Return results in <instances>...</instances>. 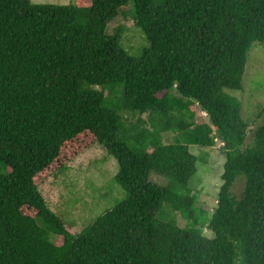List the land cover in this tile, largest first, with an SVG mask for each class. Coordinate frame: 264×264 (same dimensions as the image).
<instances>
[{
    "label": "trees",
    "instance_id": "obj_1",
    "mask_svg": "<svg viewBox=\"0 0 264 264\" xmlns=\"http://www.w3.org/2000/svg\"><path fill=\"white\" fill-rule=\"evenodd\" d=\"M129 1L150 42L137 54L108 31ZM254 41L264 0H0V264H264V122L226 91L243 88ZM216 141L209 209L190 145ZM95 142L128 195L72 231L39 185Z\"/></svg>",
    "mask_w": 264,
    "mask_h": 264
},
{
    "label": "rangeland",
    "instance_id": "obj_2",
    "mask_svg": "<svg viewBox=\"0 0 264 264\" xmlns=\"http://www.w3.org/2000/svg\"><path fill=\"white\" fill-rule=\"evenodd\" d=\"M34 2L68 3L75 0H32ZM133 3L129 1L108 24V31L119 30L122 43L131 54H137L150 42L141 27L135 25L132 14ZM242 89L226 88V91L239 97L243 103V115L253 126L264 122V44L254 41L249 51ZM126 113V112H125ZM126 116L131 115L126 113ZM146 115V114H145ZM200 119L207 118L200 111ZM175 132L165 133L172 141ZM220 142L211 147L191 144L194 153H199L197 170L190 177L189 184L194 191L199 190L198 200L211 209L222 183L225 155L219 150ZM208 152V153H207ZM118 171L117 159L98 142L93 143L72 160L66 167L52 173L40 183L39 189L47 204L65 221L72 231H80L89 226L99 215L124 199L128 192L115 180ZM151 179L166 184L167 177L153 172ZM242 182L234 185L237 193L241 192ZM177 213V212H176ZM170 203H165L160 211L162 218H171ZM178 223L186 220L177 213ZM205 231L208 233V230Z\"/></svg>",
    "mask_w": 264,
    "mask_h": 264
}]
</instances>
